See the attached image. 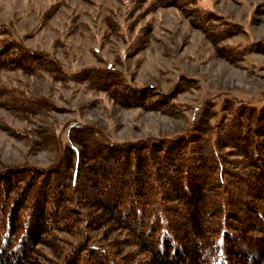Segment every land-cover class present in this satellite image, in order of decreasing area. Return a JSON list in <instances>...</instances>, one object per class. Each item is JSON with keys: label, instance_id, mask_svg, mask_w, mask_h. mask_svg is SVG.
<instances>
[{"label": "trees", "instance_id": "trees-1", "mask_svg": "<svg viewBox=\"0 0 264 264\" xmlns=\"http://www.w3.org/2000/svg\"><path fill=\"white\" fill-rule=\"evenodd\" d=\"M157 1L189 5L203 31L218 25L196 0ZM234 27L210 32L226 38ZM3 71L81 82L128 107L155 110L175 97L156 98L108 66L68 70L0 21ZM24 95V115L55 108L45 95ZM188 124L117 142L97 125L67 122L51 134V164L0 168V264L34 263L42 248L52 264H264V104L205 99Z\"/></svg>", "mask_w": 264, "mask_h": 264}, {"label": "rangeland", "instance_id": "rangeland-1", "mask_svg": "<svg viewBox=\"0 0 264 264\" xmlns=\"http://www.w3.org/2000/svg\"><path fill=\"white\" fill-rule=\"evenodd\" d=\"M196 6L214 10L218 25L203 31L189 5L183 11L157 0H0V21L68 70L108 66L123 72L133 86L150 88L148 94L156 98L175 93L152 110L123 106L108 92L81 82L0 72V168L51 164V134L67 122L97 125L121 142L187 128L205 99L264 104V0H196ZM231 23L234 32L226 38L210 32ZM251 43L256 44L250 48ZM24 94L45 95L55 108L24 115L17 105ZM53 261L42 248L27 264Z\"/></svg>", "mask_w": 264, "mask_h": 264}]
</instances>
